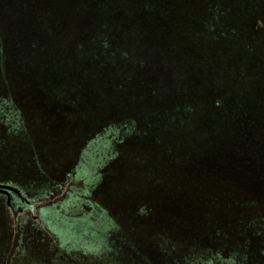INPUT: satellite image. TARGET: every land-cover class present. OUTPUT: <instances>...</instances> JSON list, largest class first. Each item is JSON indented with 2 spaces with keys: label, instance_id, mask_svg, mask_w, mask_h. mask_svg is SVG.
Returning a JSON list of instances; mask_svg holds the SVG:
<instances>
[{
  "label": "trees",
  "instance_id": "16d2710c",
  "mask_svg": "<svg viewBox=\"0 0 264 264\" xmlns=\"http://www.w3.org/2000/svg\"><path fill=\"white\" fill-rule=\"evenodd\" d=\"M69 1L71 2L68 5L71 6L70 9H76L75 2ZM119 1L120 5L130 6L132 11L138 13L140 11L144 14L153 0H135L134 4L131 0L129 2L128 0ZM164 1L154 0L156 3L154 9L160 14H165L166 11L172 9V6L164 4ZM240 1L247 9V21L243 25L236 22L232 33H236V36L230 40L226 34L229 30L226 18L231 13V9L237 7L234 4ZM250 1L180 0L175 8V11H178L175 20L183 19L180 20L183 23L185 19H188L190 26L194 27V23L197 22L199 25L194 33H191L186 25L171 35L173 37L181 35L177 41L185 46L192 45V47L190 51L175 50L165 55V64L155 67L153 72L149 71L147 78L143 76L145 66L141 67L142 71L133 64L144 61L134 56V51H123L124 60H121L117 53L111 55L114 58L108 56L111 49H105L106 44L103 46L104 43L100 46L103 48H99L102 50L100 53L99 51L88 52L86 47L81 50L78 45L72 50L75 44L66 48L71 50L60 51L59 42L62 41L63 48L67 46V40L57 36L60 35L59 31L68 32L64 26L59 25L57 29L53 28V31L43 29V34L39 36L31 34L36 32L34 31L38 29L36 27L46 28L48 25L45 26V24H48V20H58L51 10L41 7L39 17L34 19V11H27L22 7L21 0H0V92L3 91V94H0V100L7 95L19 98V94L26 89L37 94L36 87L39 89L46 82L54 81L55 75H63L67 71H71L74 75L79 72L76 73L80 77L79 80L84 77L86 84L94 78L104 81L107 79L105 67H108L107 64L111 62L113 67H117L113 70L114 81L123 92L117 97L112 95L103 109L111 113L114 104L119 103L121 106L118 108L125 111L124 113L136 114V119L142 118L147 122L141 124L140 129L137 130L140 136L139 139H135L136 146L133 151L131 145L133 141L129 140V133L124 134L123 145L126 149L129 147L128 152L132 151L131 156H133L137 154L140 147L145 146L144 143L151 139L148 143L153 148V151L149 150L150 155L157 161L155 163H160L154 166L160 169L161 175L165 176V181L161 184L162 189L155 191L156 196L160 198L159 203L152 207L149 206L151 204L149 201L153 200L144 198H137L138 202L124 199L122 206H117L118 209L113 210L109 203L103 206V209L94 207V205L83 206L82 203L86 201L83 199L91 195L87 189H84L82 195L71 197L63 202L62 208L70 215L61 214L55 209H51L52 211L45 215L51 226L65 232V235L59 239H55V235L51 236L36 226L31 230L32 228L26 227L23 223L22 235L30 236L34 233L36 238H41L40 242L36 241L34 244L30 242L28 247L21 251L20 259H23V264H33V262L34 264H77L75 257L78 255V250L88 253L106 244V234L109 230V228L105 229L109 224L106 218L112 219L111 215L114 211L123 214L124 212L131 213L130 218L133 222L130 223L131 219H128L126 223L130 225L137 237L141 236L140 241L136 242V248L142 264H169L172 260L176 261L174 264L179 260H182V264H264V112L262 111L264 101L258 87L260 80L264 78V0H254V4H247ZM112 2L117 3L118 1ZM184 9L185 13L182 15L181 10ZM19 10L22 11L23 16L19 14ZM210 10L213 12L217 10L214 13L221 14L220 17L214 18ZM72 18L70 16L68 20H73ZM144 18L149 17L144 16ZM19 20L22 23L20 28L17 26ZM27 20H35L31 26V33L26 30ZM158 21L162 22V20ZM217 31L220 36H224L226 41L229 40V43H232L235 50L239 48V53L242 48H247V51L255 50V52L247 53V56L242 52L244 61H247V67L243 69L244 74L250 77V92L248 93L250 97L246 98L247 103L250 102V104L247 107L239 101L232 105L224 102L222 95H225L227 88L224 87L222 92H216L213 77L206 76L205 72L201 77L204 84L203 94L197 95V99L191 103L188 102L190 98L186 92L189 86L187 80L194 83L195 73L201 72V70L195 71L196 66L226 68L228 65V58L225 60L226 65L224 63L216 65L208 60L206 55L202 60L199 59V55H196L199 46L203 51V43H210L207 44L208 49L213 47L214 53H217L221 47H225L222 37L215 36ZM69 33L72 35L73 32L70 30ZM198 37L201 39L200 42H198ZM236 42L238 44H235ZM250 45H252L251 48ZM61 53H63L62 57ZM97 60L103 64H98L100 72L93 76L90 73L84 74L87 67H98ZM168 61H177L179 69L167 70L165 65ZM121 62L124 63L120 65ZM199 63H202L201 66L198 65ZM233 64L234 62H231L230 65ZM4 66L9 70L8 80L2 73ZM75 66L79 67L78 70ZM80 66H84V69ZM190 68L193 71L188 79H173L179 78L180 71H187ZM156 71L160 74L154 77ZM33 81L38 84L36 87L33 86ZM21 83L24 84L21 85ZM174 83L176 84L172 87ZM110 84L112 82H108L106 86ZM92 87L90 85V89ZM257 89L259 93L256 92ZM51 95L53 99L59 100V102L56 101L59 105L67 97L71 98L66 91ZM80 95L83 94L80 93ZM102 95L94 91L90 96L83 95L82 100L87 101L89 97L94 100L101 98ZM203 95L205 99L201 100ZM253 101L258 110L253 105ZM187 104H194L199 115L195 112L193 118L191 116L188 118L191 113L187 114L181 110V107ZM24 106L27 108L25 102ZM59 109V111L63 110L62 107ZM29 112L37 111L30 110ZM168 117H171V120L181 118V127L177 133L173 131V128L169 129L167 124L157 126L162 118ZM31 118L34 122L38 114L36 113ZM40 121H42L41 118ZM71 121H69L70 125L67 124L68 130L73 133L82 130V126ZM187 121L192 125L196 123V132H192L191 129L186 130ZM149 124L152 126L149 127ZM42 127L47 128L48 134L57 131V129L53 131L47 125ZM149 128H153L156 133L151 131L152 133L147 135L145 132ZM166 130L168 132L164 133ZM180 141L182 147L186 144L182 150L178 144ZM207 143L216 146L211 148ZM164 155L167 159L162 161ZM91 160H94L93 153ZM111 163L113 165L114 162L111 161ZM111 163L106 168L110 167L111 170ZM99 174L105 175L100 171V167ZM105 180L106 186L115 187L116 181L113 177L106 176ZM102 183L101 181L97 187L100 190L104 189L103 192L106 194L107 188ZM111 190L109 188L108 192L110 193ZM46 193L48 192H45V195ZM119 196L124 198L127 193L124 190L119 193ZM89 199L91 202L92 198ZM87 202L90 204L88 200ZM27 206V201L20 196L14 195L11 203L0 196V235L1 233L9 234L11 230L7 210L10 207L17 210L19 207ZM78 210H82L83 213L74 215ZM44 241H47L48 245ZM56 241L61 244L60 246L68 245L66 250L55 251ZM150 242L155 244L152 254L151 249H147L150 247ZM5 243L6 238L0 237V250H4ZM144 244L147 245L146 249H144ZM42 248L46 249L44 252L49 251L52 254L49 261L36 260V255ZM3 259L0 258V260ZM12 262L18 264L19 260Z\"/></svg>",
  "mask_w": 264,
  "mask_h": 264
},
{
  "label": "rangeland",
  "instance_id": "374dc122",
  "mask_svg": "<svg viewBox=\"0 0 264 264\" xmlns=\"http://www.w3.org/2000/svg\"><path fill=\"white\" fill-rule=\"evenodd\" d=\"M21 1L22 7L27 11H34V19L39 17L38 13L41 7L51 10L53 16L58 18V20H48V24H45V26L48 25L46 28L36 27L38 29L34 30L36 31L35 33H31V26L35 20H27L25 22L26 26L28 24L26 30L31 34L39 36L43 34V29L53 31V28L57 29L59 25H62L68 29V32L62 33L59 31L61 36H57L67 40V46L63 48L62 41L59 42L60 51L74 50L75 46L78 45V48L81 47V50L86 47L88 52L99 51L98 53H100L102 51L100 49L103 48L100 46L104 43L103 46L106 44L104 46L105 49H111L108 56L117 53L120 59L124 60L122 56L123 51L128 52L132 50L134 51V56L144 60L141 63L134 62L133 64L141 70V67L145 66V71L142 70L145 77L151 71L153 72L155 67L165 64V55L173 53L175 50L190 51L192 45H183L177 41V38L181 35L173 37L171 33L177 32L186 25L190 32L194 33L196 27L199 25L197 22L194 23V27L190 26L187 21L188 19H185L184 24L180 21L183 19L175 20L176 13L178 12L175 11V8L180 0H165L164 4L172 6L171 11H166L167 9L165 8V14H160L159 11L154 9L156 5L154 0L150 2L148 11L144 14L140 11L139 13L132 11L130 6L120 5L119 0H117V3L112 2L116 0H73L77 5L74 10H71V6H68L71 3L68 0ZM253 1L251 0L247 4L253 3ZM131 2L134 4L135 0H131ZM107 3L108 5H105ZM234 5L237 7H233L231 13L226 18L227 28L229 29L226 31V34L230 40L236 36V33L232 34L234 32L233 26H236V22L243 25L247 21V9L244 8L243 2L240 1ZM178 7L181 9L179 5ZM210 12L214 14V18L221 15L218 12L214 13L212 10ZM181 13L184 15L185 9L181 10ZM19 14L23 16L21 10H19ZM70 16L73 17V20H68ZM144 16H148L149 18L145 19ZM158 20H162V22L160 23ZM21 24V20H19L17 26L20 28ZM70 30L73 32L72 35L69 33ZM160 33L164 34L161 35ZM215 34L216 37H222L219 31ZM222 39L225 41V47H221L217 53L212 51L213 47L208 49L209 45L207 46V44L210 43H203V51L199 46L196 55H199L200 60L204 59L203 57L206 55L207 59L216 65L223 63L226 65L225 60L228 58L226 68L196 66L195 71L201 70V72L195 73L194 83L188 79L190 77L189 74L193 71L192 68L187 71H180L179 78L173 79H188L189 86L186 88V92L190 98L188 102L191 103L194 99H197V95L203 94L204 84L201 77L203 72H205L206 76L213 77V86L216 92H222L224 87L227 88L225 95H222L224 102L231 103L232 105L236 101H239L247 107L250 104V102L247 103L248 100L246 101V98L250 97L248 96L250 92V77L248 74H244L243 69H246L247 61H244L242 54L244 53L247 56V53L255 52V50L247 51V48H242L241 53H239V48L235 50L232 43H229V40L226 41L224 36ZM200 40L198 37V42ZM72 44H75L73 48L66 49ZM235 44H238V42ZM251 47L252 45H250ZM60 55L62 57L63 53ZM111 58H114V56H111ZM231 62H234V64L230 65ZM238 62L239 64H237ZM110 63L107 64L108 67H105L107 79L104 81L102 79L95 80L94 78V80L86 84L84 77L82 80H79L80 77L76 74L79 72H76L74 75L71 74V71H67L63 75H55L54 81L46 82L39 89L36 87L38 84L33 81V86L37 90L36 95L29 89H26L22 93L18 91L20 93L19 98L7 95V97L0 100V196L6 198L8 203H11L13 196L17 195L24 198L28 204L27 207L20 208L18 211H15L12 207L7 210L11 230L9 234L1 233L0 235V237L6 238L4 250H0V258H4L0 260V264H14L12 261L16 259L17 261L19 260L18 264H23V259H20L22 256L20 254L21 251L25 247H28L30 242L33 244L36 241L40 242L41 238H36V234L34 233L30 236L22 235V229H24V226L22 227L23 223L26 227L32 228L31 230H33L34 226L39 227L49 235H55L57 237L55 239H59L65 235L63 230L51 226L45 215L53 209L61 214L70 215L62 208L63 202L69 200L71 197L82 195L84 189H87L91 195H88L87 199H83L86 200L82 203L83 206L87 205L91 207V205H94V207H101L103 209V206H107V203H109L113 210L118 209L117 206H122L124 199L138 202L137 198L153 200L149 201L151 202L149 204L151 207L154 204L158 205L160 198L156 196L155 191L162 189L161 184L165 181V176L161 175L160 169L154 166V164L160 163H155L157 161L150 155L149 150L153 151V148L148 145L151 139L144 143L146 147H140L137 154L131 156V152L136 146L135 139H139L140 136L137 130L140 129L141 124L147 122L142 118L136 119V114L124 113L125 111L118 108L121 106L119 103L114 104L115 106L111 113L103 109L106 106L107 100L112 95L113 97H117L123 92L120 90L121 88H119L117 82L114 81L115 77H113L115 74L113 70H116L117 67H113L112 63ZM123 63L121 62L120 65ZM98 64L103 65L102 62L97 60L96 65L98 67H87L84 74L90 73L93 76L99 73ZM200 64L202 63L198 65L201 66ZM165 67L167 70L179 69L177 61H168ZM78 68L75 66L76 70ZM80 68L84 69V66H80ZM7 72L9 70L4 66L2 73L4 74V78L8 80ZM154 74L155 77L160 73L156 71ZM72 82H74L73 86H71ZM108 82H112L110 86L108 85L109 87L106 86ZM23 84L21 83V85ZM90 85L93 86L92 89H90ZM258 87L260 96L264 101V78L260 80ZM29 88L32 90V86ZM147 90L149 92V88ZM259 90L257 89L256 92L259 93ZM64 91H66L68 96L70 94L71 98L67 97V99H64L60 106L56 102H59V100L53 99V95L51 94H61ZM94 91H96V94H103L102 97L94 100L89 97L87 101L82 100L83 95L90 96ZM80 93L83 95H80ZM0 94H3V91ZM203 99H205L204 95L201 97V100ZM24 102L27 108L24 106ZM252 103L257 109L256 103L254 101ZM60 107H62V111H59ZM262 108L264 112V107ZM30 110L37 112H29ZM181 110H184L187 114L191 113L188 118L190 116L193 118L195 112L199 115L194 104H187L181 107ZM93 111L96 112L94 113ZM223 111L225 112V110ZM36 113L38 114V118L33 122L31 117L36 115ZM9 115L12 117H8ZM40 118L42 121H40ZM69 121L82 126V130L77 133L68 130L67 124H69ZM180 122L181 118L177 120H171V117L162 118L157 123V126L167 124L169 129L173 128V131L177 133L181 127ZM46 125L53 131L55 129L57 131L48 134L47 128L42 127ZM195 125L196 123L192 125L187 121L186 130L191 129L192 132H196L197 126ZM150 126L152 125L149 124ZM61 127L62 130H60ZM65 131L67 132L65 133ZM151 131L154 134L156 133L153 128H149L145 133L149 135L152 133ZM166 132L168 130L164 133ZM126 133H129V140L132 139L133 141L131 152H128L129 147L126 149L123 145L124 134ZM256 143L258 144V142ZM178 144L180 150L186 147V144H184L185 147H182L181 141ZM154 145L157 147L156 144ZM207 145L211 148L216 146L215 144L208 143ZM92 153L94 160H91ZM165 156L162 161L167 159V156ZM111 161L114 162L113 165ZM109 163L112 166L111 170L110 167L106 168ZM99 167L100 171L104 172V176L99 174ZM106 176L115 179V187L105 185ZM101 181L103 182L102 185L107 188L106 194L103 192L104 189L100 190L97 187ZM109 188L112 189L110 193L108 192ZM124 190L127 196L121 198L119 193H122ZM45 192H48L46 193L47 195H45ZM89 198H92L91 202ZM119 198L121 200H118ZM81 213L83 211L78 210L74 215ZM124 213L114 211L111 215L112 219L106 218L109 224L105 229L109 228V230L106 234V244L102 248L88 253H83V250L77 249L79 251H77L78 255L75 257L77 264H142L140 255L137 252L138 249L136 248V242L140 241L139 238L141 236L137 237L132 232L130 225L126 223L128 219H131V213ZM132 222L131 219L130 223ZM44 242L48 245L47 241ZM56 242L54 245L56 247L55 251H64L68 247V245L60 246L61 244H58V241ZM41 245H43V242H41ZM144 246V249H146L147 245L144 244ZM149 246L147 249H151L152 254L155 244L150 242ZM45 250L42 248L37 253V261L50 260L49 258L52 254L49 251L44 252ZM69 258L71 259L72 256ZM174 262L172 260L169 264H174ZM177 263L182 264L183 262L179 260Z\"/></svg>",
  "mask_w": 264,
  "mask_h": 264
},
{
  "label": "flooded vegetation",
  "instance_id": "af4514ba",
  "mask_svg": "<svg viewBox=\"0 0 264 264\" xmlns=\"http://www.w3.org/2000/svg\"><path fill=\"white\" fill-rule=\"evenodd\" d=\"M20 208H21V207H19V209H20ZM19 209H17V210H16V209H14V210H15V211H18Z\"/></svg>",
  "mask_w": 264,
  "mask_h": 264
}]
</instances>
